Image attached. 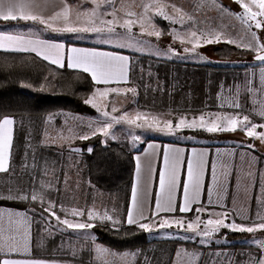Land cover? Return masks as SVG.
Returning a JSON list of instances; mask_svg holds the SVG:
<instances>
[{"label":"crops","instance_id":"obj_1","mask_svg":"<svg viewBox=\"0 0 264 264\" xmlns=\"http://www.w3.org/2000/svg\"><path fill=\"white\" fill-rule=\"evenodd\" d=\"M74 1L67 0V2L71 5L74 4ZM56 2L59 3L60 0H56ZM149 2H153V0H149ZM161 2L168 4L174 3L177 7L183 8L185 12L193 15L195 19L207 17L205 14L202 15L198 12L196 14V10L194 9L195 4L198 3L197 0H161ZM167 11L170 12V9H168ZM157 18L162 17L158 15L153 16V19ZM189 22L190 21H188V23H185L184 25L173 23L172 26H170L168 33L161 34L159 38H156L155 36H148L146 33L133 34L132 39L134 41H140L144 46H153L154 50L149 52L143 50H132L118 46L91 44L85 42L84 40H80L77 37L72 38L71 36H69L68 32H57L50 29H45L44 26L36 25L31 21H0V31H7L12 34H20L25 36L26 38L30 37L32 39L61 43L65 45L66 49H70L72 47L95 49L99 51L114 52L119 55L127 56L129 58L127 82L105 85L103 83H97L94 81L97 84L95 90L97 88H101V86L109 87L112 85L119 86L134 84L133 80H131V68L133 65L134 67L138 66L139 75L141 74L140 76L143 78V74L141 73V71H143L142 65L144 64L143 66L148 65L149 69H152L153 72L152 75H150V78L147 79L148 93L150 95H154V93L165 95L166 92L172 93L171 91L173 90L169 89L167 79L163 74L166 68L161 69L165 67L164 65H162L163 63L152 62L145 64L144 60L138 59L136 55L153 56L158 59H167L187 64L184 66H175L176 69L173 71L174 74H176V70H178L177 73L182 71L183 73H185L186 71L187 74L185 78L187 79L189 78L191 73L195 75L196 73L201 74L200 72H198L199 70H197L199 65H217L212 64L209 61L196 62L195 59L198 56H202V52L206 55V49L198 47L195 52H187L185 51V48L191 47V45L187 44L186 42L182 43L181 40L173 38L172 30L175 29L177 32L182 34L181 29H183L184 26H188ZM183 30L185 31V29ZM119 33L123 32L119 31ZM59 35L64 38L59 37ZM92 35L97 37L99 33L93 32ZM0 50L11 51L4 49ZM123 51L134 53L135 56H133L132 54L124 53ZM155 51L162 52H160V54H156ZM213 55L217 57L214 52ZM217 58L219 60L221 59L219 57ZM236 62H238L237 59ZM240 62H242L243 64H235V66L247 65L248 67L232 71V74L230 76L228 75L229 72H227L226 75H224V73H220V76L216 78L214 89H210L208 91V89L205 87L202 89V93L205 94L204 98H206L210 104L218 105V107L220 108L232 105L233 102L239 104V108H236L235 111H229L227 108H223L221 110L222 112H240L241 115H248L251 122L256 124H264V118H261L257 115V110H259L261 105L264 104V90H262L260 75L261 65H250L247 63L244 64V61L242 59ZM169 65L172 66V64ZM64 66L68 67L67 59H65ZM173 73H170L169 76H171ZM233 74L234 77H231ZM208 75L211 79L208 77L202 79L205 85L215 80L214 76H211L210 74ZM233 79H235L234 86L227 85L228 82ZM249 80L251 81L252 91H249L244 87L245 82ZM177 82H179V80H177ZM135 84L138 86L137 82H135ZM158 105L160 106V103ZM205 110H203L204 113ZM200 113L201 112H188L181 114H186L187 116H189L190 114L198 115ZM173 114L180 115L177 113ZM76 115L81 114L77 113ZM91 121H95L97 123L103 122L102 120L99 121V118L91 119ZM256 131H264V128L258 127ZM178 133H180V131ZM100 134L103 135L102 133ZM180 135L183 136L185 134ZM127 136H129V139ZM103 137L105 136L103 135ZM122 138L124 139L122 141H126V144L131 149L135 150V168L133 180L131 182V187L129 190L128 201L122 207V203L119 202V205L117 204V199L114 195L111 196L108 193L97 191L96 189H92L89 192L87 191L88 183L86 181H82L78 175H69V177H67L68 175H65L61 192L62 196H65V207L67 211L70 212V215L73 208L84 211V216L71 215L70 217L66 216L65 218L70 219L74 222L89 223L87 213L89 210H94L101 215H103L104 212L112 215L114 220L117 221V223L114 224L116 226L127 224V209L131 203V189L132 186L136 183L137 156L140 157L141 161V187L147 189V204L145 215L150 216L152 210H154L155 197L159 192V175L163 169V153L164 150L169 147L180 148L184 150L185 166L182 169L180 175L177 211L175 213H169L167 215L176 217L178 215L180 216L187 214L179 211V205L182 203L183 184L187 178L186 161L189 157H191L192 149L194 148L197 150V152L205 153L207 161L201 201L199 205L194 204L192 206L193 208L205 207L208 209V211L204 212L206 215L204 216L203 224H200V230H203L205 228V223L209 218H216L212 215L213 211L227 212L225 223H232L233 221H235L238 224L244 223L247 225H250L254 221L259 222L257 220V213L264 215V142H262L258 138L249 137L246 132L242 131L240 128H237V130L234 132H221L220 136L213 138L215 140H213L212 142L195 141L187 138L170 139L161 135H143L137 141V145L135 146L133 144L136 140H134L130 135L123 133V136L121 138L107 140L105 143L120 141ZM222 162L227 164L226 171L228 174L226 178L222 176V172L224 171L220 167V164ZM213 163L217 164L218 178L225 180L226 195L222 201L224 207H221L220 204L215 202V197H213L214 203L211 205L208 204V190L212 184ZM149 164H151L152 168L151 173H149L148 170ZM42 185L43 189L46 188V191H49L46 195L49 196L51 188H53L52 185H45L43 184V182ZM69 202H71L72 204H68ZM8 211L26 216L30 221V255L24 256L13 253L11 254L12 258L45 259L48 261H54L56 262V264H120L119 254L126 253L129 254L127 259L129 260L130 264H189V256L186 254L195 253L196 257L193 264H248L246 263L248 259H251L255 256L256 260L257 258H260L262 255H264V248L261 247V244H264V229L255 230L254 232L249 233L246 231L241 232L238 230L221 227L218 231L212 233L210 236L202 235L204 238H202V240L199 238L198 242L200 246L194 247H187L186 243L182 242L185 239L180 240L181 237L177 238L161 235L159 237L150 238L152 242L143 249L124 250L121 252L116 250L114 251L113 249L99 242L90 229H75V232L65 230L64 227L67 226L58 223L56 220L53 221L50 212L48 216H45V213H35L36 211H32V213H34L35 215L34 216L32 214H28L29 211L25 209H20L19 207L13 205L0 203V212ZM161 215L165 214L161 213ZM29 216L31 217L29 218ZM36 218H38L40 221ZM63 219L64 218H61V220ZM53 229H57L58 232L64 234H61V237H57V235H55L56 231H54ZM54 236H56V240H51ZM171 239H175V241L168 242V240ZM244 244L249 246H244ZM97 246L108 249L109 252L116 253L118 255L115 257L109 255L103 258H98L96 253ZM165 248L166 250L169 249V252H167L165 258L163 259L161 251ZM73 255H75V257H73ZM3 258L4 255L0 254V259Z\"/></svg>","mask_w":264,"mask_h":264},{"label":"snow or ice","instance_id":"obj_2","mask_svg":"<svg viewBox=\"0 0 264 264\" xmlns=\"http://www.w3.org/2000/svg\"><path fill=\"white\" fill-rule=\"evenodd\" d=\"M94 8L81 12L74 10L73 6L67 0H0V21L2 22H18L31 21L36 25H42L45 29L57 32H96L103 35L104 42L111 43L113 40L125 38L128 43L132 42V28L134 24L140 25V32L146 33L148 36L159 38L161 31L152 23L153 17L150 12L162 17L173 23L184 25L186 21H190L185 31L181 34L175 29L172 30L173 38L181 40L182 43L190 44L185 51L195 52L196 49L205 44L220 43L226 40L228 43H236V41L227 37L222 30L210 27L197 26L198 22L183 8L177 7L174 3L168 4L161 0H153L150 3H142L140 7L143 9L139 14L134 11H126L129 17L135 19H119L116 15L118 9L114 0H92ZM241 11L232 13L240 22L247 25L251 40L241 41L238 46L249 48L256 53L255 59L261 63V84L264 90V42L261 36L256 32H252L254 25L256 29L264 27V0H236ZM107 4L111 8L113 19L104 20L102 17L107 13H101L102 5ZM204 0H200L195 6L196 10L207 7ZM212 7L218 8L221 13L227 12L222 5L212 0ZM128 6L123 3L120 10H125ZM59 9V10H56ZM170 9V12L167 11ZM260 17V19H257ZM202 23V22H201ZM124 29L123 33H118L116 26ZM0 49L11 51H24L36 53L42 57L44 61H50L51 64L64 66L67 59V66L74 69H82L85 73H90L93 81L109 85L112 83L120 84L128 80L129 58L114 52L99 51L95 49H83L72 47L66 49L64 44L54 43L40 39L26 38L20 34H12L7 31H0ZM244 87L252 91L251 81H246ZM135 89H126L120 87H106L103 90L97 88L92 95L84 102L95 108L101 114L102 123L95 121L90 122L88 127L91 129V135L97 132L102 133L105 137L112 135L110 129L114 124L121 122L129 125L146 128L157 131L176 132L178 129H203L208 133L218 132H234L237 128L245 131L249 137H255L264 142V131H256V129L264 128V124H256L249 120L248 115H241L240 112H214L194 115L189 118L186 114H180L176 118V122L172 118L162 119L159 115H153L143 112H137L129 115L125 112L122 116H112L107 110L104 100L109 93H135ZM238 91V89H237ZM239 108V104L233 102L231 105ZM112 111H116L115 108ZM171 115V114H169ZM257 115L264 118V104L257 110ZM15 119L11 116H4L0 119V172H7L11 155L13 126ZM95 125V126H94ZM81 139H88V135H83ZM113 139H115L113 135ZM139 140V136L133 137ZM92 151L91 148L88 149ZM185 166L184 150L180 148H166L163 153V169L159 175V192L155 197L154 210L150 216L145 215L147 204V189L142 188L141 180V161L140 157H136V183L131 189V203L127 209V224L138 225L139 229L151 232L153 228L171 229L173 226L184 229V218H176L169 216V213L177 211L178 189L180 187V175ZM207 167L206 154L197 152L192 149L191 157L186 161V181L183 184L182 203L179 205V211L188 213L193 211V205L200 204L203 192V184L205 171ZM222 176H227V164L221 163ZM149 173H151V164L148 165ZM226 195L225 180L217 176V164L212 165V184L208 190V204L215 202L224 207L222 201ZM7 198L19 200H40L43 206L44 196L43 190L38 194L35 189L31 193L17 191L15 195L9 191ZM54 203H49L45 211L50 212L52 217L60 224L66 225L69 229H90L94 227L92 223L74 222L70 219L57 215L53 210ZM197 213L208 211L205 207L195 208ZM164 213L165 215H161ZM71 215L84 216V211L73 208ZM89 220L99 219L101 221L108 220L114 224L112 215L104 212L103 215L94 210H89ZM216 218H209L205 223V228L200 230V224L203 223L199 215L193 220L187 222V230L194 233L210 236L218 231L221 227L238 230L241 232H254L255 230L264 229V215L257 213L259 222H252L250 225L244 223H225L227 212H212ZM155 218H159L156 222ZM147 221V222H141ZM264 248V244H261ZM31 237H30V221L26 216L11 211L0 212V254L4 255L0 259V264H56L54 261L33 258H12L11 254H19L24 256L30 255ZM96 253L98 258L106 256H117L116 253L109 252L108 249L97 246ZM129 254H119L120 264H130L127 259ZM189 256V264H193L196 254H186ZM253 264H264V255L254 260Z\"/></svg>","mask_w":264,"mask_h":264},{"label":"trees","instance_id":"obj_3","mask_svg":"<svg viewBox=\"0 0 264 264\" xmlns=\"http://www.w3.org/2000/svg\"><path fill=\"white\" fill-rule=\"evenodd\" d=\"M157 21L162 26V32L166 33L167 22L162 19ZM123 52L135 56L129 51ZM214 53L221 59L238 58L242 60L255 54L229 43L220 44L214 49ZM136 57L144 60L145 64L161 62L165 66L161 69L166 68L163 74L167 79L169 89L173 90L172 93L150 95L144 81L142 82L139 70L135 73L134 65L131 68V80L137 79L134 81L141 88L144 102H159L161 110L171 113L181 111L198 113L204 112L205 109L208 111L220 108L218 105L210 104L204 98L205 94L202 93V89L205 87L208 91L214 89L216 78L220 76V73L226 75L229 72L230 76L232 71L248 67L247 65H199L197 70L201 74L191 73L187 79L185 78L186 71L177 73L178 70H176V74L173 73L175 66L187 64L147 55H136ZM170 73L173 74L169 76ZM207 73L214 76L215 80L205 85L202 79L210 78ZM234 82L235 79L230 80L227 85L234 86ZM96 86L91 75L82 70L51 64L32 52L0 50V119L6 115L15 119L10 165L7 172H0V203L25 209L29 211L28 214L32 215H34L32 211L42 212L45 216L49 214L45 211L47 205L54 203L53 210L58 216L70 217V212L65 207V196H62L61 188L65 175H78L82 181L88 183L87 191L96 189L111 196L114 195L118 205L119 202L122 203V207L125 205L133 180L135 150L120 141L102 142L101 135L98 133L89 136L88 139H76L72 144L76 146V149L70 161L60 162L61 147L46 140V134L53 133L51 129H48L50 119H55L57 121L55 126L58 127L62 121L59 117L64 113L85 115L94 111L84 101L95 91ZM225 108L229 111L236 110L231 105ZM184 131L207 138L213 136L203 129H191V131L185 129ZM89 148L92 149L91 152L88 151ZM41 182L45 185H52L49 196H46L49 191H46V188L43 189ZM33 189L38 194L43 190V206L39 199L32 201L7 198L9 191L13 195L17 191L30 194ZM195 208L191 213L195 212ZM51 218L53 221L56 220L55 217L51 216ZM88 221L94 225L90 230L96 239L116 251L140 250L152 242L146 230L139 229L135 224L116 226L106 220ZM53 230L56 231L57 237L64 234L58 232L57 229ZM51 240H56V236ZM174 241L175 239L168 240V242ZM244 246L249 245L244 244ZM161 252L164 259L169 249L165 248Z\"/></svg>","mask_w":264,"mask_h":264},{"label":"rangeland","instance_id":"obj_4","mask_svg":"<svg viewBox=\"0 0 264 264\" xmlns=\"http://www.w3.org/2000/svg\"><path fill=\"white\" fill-rule=\"evenodd\" d=\"M74 1V0H73ZM166 1V0H164ZM198 2H200V0H197ZM115 2V6L118 9L116 15L119 19H121V22L123 19H135V17H129L126 15V11H134L136 13H140L143 11V9L140 7V5L142 3H150L149 0H114ZM215 2L217 4L222 5L225 9H227V12L221 13V11L216 8V7H212L210 6L212 4V0H204V3H206L207 7H204L200 10H196V8L194 10H196V14L201 13L202 15L205 14L207 17L205 18H200V19H196L198 22V27L199 26H203V27H210L213 29H217V30H222L223 33L231 38L232 40L236 41V43H229V44H233L237 47L239 43L243 40V41H248L251 40V35L249 34V30L247 25H244L240 22L239 19H237L234 15H232V13H237L239 11H241V9L239 8L238 4L236 3V0H215ZM124 4L126 6H128L125 10H120V6L121 4ZM197 4V3H196ZM195 4V6H196ZM74 10H79L81 12L84 11H88L92 8L95 7V5L93 4L92 0H75L74 4L72 5ZM210 10V11H209ZM100 12L101 13H107L105 15H103V19L104 20H111L113 19L112 15H111V8L107 5L104 4L102 5V7L100 8ZM209 13V15H208ZM149 15H151L152 17L156 14L150 12ZM158 19H162L165 20L163 18H157V19H153L152 23L159 29L161 30L162 34H166L168 33L170 26H172L173 22L165 20L167 22L168 25V29L166 33L162 32V26L159 24V22L157 21ZM257 19H260V17H258ZM202 22V23H201ZM186 23H188V21H186ZM191 23V22H189ZM187 26H184L183 29H186ZM181 29L182 33L184 32V30ZM116 30L119 33L120 32H124L125 30L120 28L119 25L116 26ZM252 32H256L257 35L261 36L262 42L264 39V27H262L261 29H256L255 26L253 25L251 28ZM69 36H71L72 38H78L80 40H84L85 42L91 43V44H102V45H108V46H118V47H123V48H128V49H132V50H143V51H153V46H144L142 44V42H136L132 39L131 43H128L127 40L125 38H121L118 40H113L111 43H106L104 42V38L102 34H99L97 37L93 36L92 33L93 32H68ZM72 33V34H71ZM132 33L133 34H143L140 32V25L139 24H134L133 28H132ZM75 35V36H74ZM68 36V37H69ZM59 37H62L61 35H59ZM58 38V37H56ZM64 38V37H62ZM222 43H228L226 40H221L220 43H212V44H205L200 46L201 48L206 49V55L205 53H201L202 56H198L195 61L196 62H202V61H209L212 64H217V65H231V66H235V64L241 65L243 64L241 61V59L237 58L236 59H218L216 56L213 55L214 49L216 48V46H219ZM240 48H244V47H240ZM247 50L252 51L249 48H244ZM156 54H160V52L162 51H155ZM253 52V51H252ZM254 53V52H253ZM256 54V53H255ZM244 64H256L259 61H255L254 57L250 56L247 60H243ZM261 65V64H259ZM142 70L141 73L143 74V78L142 81H144L146 90H147V79L150 78V75H152V69H149L148 65L143 66L142 65ZM138 71V66H136L135 68V73ZM234 75V74H233ZM135 81H137L136 78H134ZM133 80L134 84H130V85H112L109 87H120V88H126V89H135V93L132 92H125V93H109L107 98L104 100V103L107 105L106 110L112 115V116H122L125 112H127L129 115H134L137 112H143V113H148V114H153V115H159L162 119H166V118H172L174 120V123L176 122V118L179 115H174L171 112H168L166 110H161V108L159 107V103L152 101L151 103H147L144 102V99H142V93L140 88L135 84V81ZM108 87V86H106ZM106 87H102L101 86V90H103ZM92 95V94H91ZM90 95V96H91ZM89 96V97H90ZM228 97V96H227ZM226 97V98H227ZM229 103V102H228ZM226 107V106H225ZM223 107V108H225ZM91 108L94 110L93 112L95 113H90V114H85V115H76L73 114L71 115V113H64L63 116H60V120L61 123L60 126L56 127V120L55 119H50L49 123H48V129H51L50 131H52L53 133H48L46 134V140L52 144H55L57 146L61 147V158L59 159L60 162H65V161H70V158L72 157V154L74 152V150L76 149V146H72V144L75 143L76 139H81L80 137L83 135H91V129L88 127V124L91 121V119H98L99 121L101 120V114L91 106ZM115 108L116 111H112V109ZM223 108H218V109H212V110H208L205 111V113H214V112H222L221 110ZM181 113H186V112H179L177 114H181ZM171 114V115H169ZM69 115V116H68ZM199 115V114H198ZM192 116H194L193 114H190L188 117L191 118ZM90 119V120H89ZM102 123V122H100ZM95 126V125H94ZM185 129H178L176 132L174 133H170L167 131H157V130H152V129H146V128H138L132 125H129L127 123L121 122L118 124H114L113 127L110 129V132L112 133V136L109 135L107 137H103V135H101L102 138V142H106L107 140H113V135L115 138H121L123 136V133H126L127 135H130L132 138L135 136H163V137H167L170 139H178V138H187V139H192L195 141H207V142H212L213 137H219L221 132L218 133H211L213 134V136L210 137H203V136H196L194 134L190 135L191 133L189 132H185ZM189 131H191V129H187ZM198 130H202V129H198ZM180 131V133H178ZM98 134V132H97ZM180 134H185V135H180ZM187 136V137H186ZM129 139V136H127ZM124 140L123 138L120 140V142L123 143H127L126 141H122ZM137 141H134L133 145H137ZM79 150V148H78ZM134 150V149H133ZM69 177V175L67 176ZM67 181V178H66ZM42 183V182H41ZM197 215L200 216L201 221H204V216L206 215L204 212L202 213H197V212H193V213H187L185 215H178L176 216V218H184L185 220V228L181 229L178 228L176 226H173V228L171 229H158V228H153L151 232H147L148 234V238H153V237H159L161 235L163 236H168V237H181L180 240H183L184 242H186V246L187 247H194V246H200L199 242V238L202 240V238H204L202 235L198 234L199 230L197 233H194L192 231L187 230V222L193 220ZM175 217V216H174ZM156 222H158L159 218H155ZM203 224V223H202ZM201 224V225H202ZM65 230L67 231H74L75 229H69L67 227H64ZM115 251V250H114ZM122 252V251H121ZM259 259V258H257ZM256 259V260H257ZM247 260V259H245ZM255 260V256L251 259H248L246 263H253V261Z\"/></svg>","mask_w":264,"mask_h":264},{"label":"water","instance_id":"obj_5","mask_svg":"<svg viewBox=\"0 0 264 264\" xmlns=\"http://www.w3.org/2000/svg\"><path fill=\"white\" fill-rule=\"evenodd\" d=\"M263 41H264V39H263ZM255 56H256V54H254V55H253V57H254V60H255V61H258V60H256V59H255Z\"/></svg>","mask_w":264,"mask_h":264}]
</instances>
